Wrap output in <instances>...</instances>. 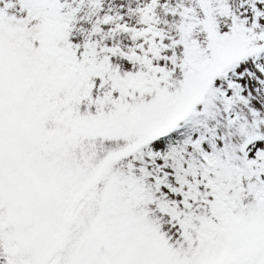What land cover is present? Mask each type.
I'll return each mask as SVG.
<instances>
[{
  "label": "snow or ice",
  "instance_id": "1",
  "mask_svg": "<svg viewBox=\"0 0 264 264\" xmlns=\"http://www.w3.org/2000/svg\"><path fill=\"white\" fill-rule=\"evenodd\" d=\"M0 264H264V0H0Z\"/></svg>",
  "mask_w": 264,
  "mask_h": 264
}]
</instances>
